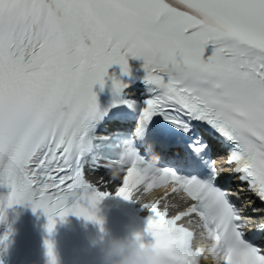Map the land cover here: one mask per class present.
Instances as JSON below:
<instances>
[{"label":"snow or ice","instance_id":"obj_1","mask_svg":"<svg viewBox=\"0 0 264 264\" xmlns=\"http://www.w3.org/2000/svg\"><path fill=\"white\" fill-rule=\"evenodd\" d=\"M129 57L144 61L151 95L118 101L119 127L97 135L107 110L93 87L103 89L113 65L129 74ZM205 128L227 150L235 191L217 183ZM174 147L181 151L167 155ZM101 167L113 181L125 173L115 192L124 200L143 185L145 193L171 186L191 201L171 216L160 199L143 205L153 247L187 242L176 264L208 255L264 264V245L254 242L264 237V207L255 206L264 205V0H0V186L10 189L0 223L28 203L47 217L49 235L70 214L103 231L98 205L110 193L85 175ZM246 191L255 200L235 203ZM193 214L207 249L192 248L194 233L178 223ZM44 244L58 264L54 242Z\"/></svg>","mask_w":264,"mask_h":264},{"label":"clouds","instance_id":"obj_2","mask_svg":"<svg viewBox=\"0 0 264 264\" xmlns=\"http://www.w3.org/2000/svg\"><path fill=\"white\" fill-rule=\"evenodd\" d=\"M192 221L187 225L183 224L188 230L194 233L191 246L194 249H207L210 245L202 242L203 233L197 236L191 227ZM147 223L143 233L134 232L130 236H113L102 240L101 264H176V259L184 255L187 245L186 241H178L168 248L153 247L154 241L150 238L145 240ZM142 238L137 239V235ZM207 259V257H206Z\"/></svg>","mask_w":264,"mask_h":264}]
</instances>
